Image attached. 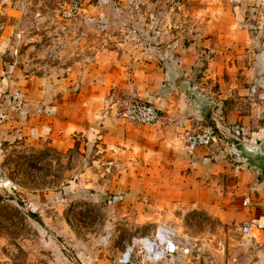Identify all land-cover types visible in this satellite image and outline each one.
<instances>
[{"label":"rangeland","instance_id":"374dc122","mask_svg":"<svg viewBox=\"0 0 264 264\" xmlns=\"http://www.w3.org/2000/svg\"><path fill=\"white\" fill-rule=\"evenodd\" d=\"M179 2L189 5L187 0H106L104 4L98 0H0V58L11 83L7 92L16 88L28 98L51 83L59 98L71 103L73 117L95 127L86 136L76 133L70 143L59 144L31 139V132L16 134L11 123L7 131L21 137L0 139V264H116V257L134 236L151 234L159 226L169 228L180 245L190 248L191 260L183 264H264V237L241 232L248 205L237 171L244 162L230 156L225 140L215 149L200 147L191 155L185 147V132L216 122L210 104L213 98L219 99L212 94L219 87L218 77L204 80L208 90L202 91L201 98L210 102L204 113L196 107L195 93L187 89L176 95L200 115L191 130L180 127V116L174 118L179 114L176 108L167 114L158 109L159 101L113 84L117 80L112 83L113 77L126 83L132 80L129 63L134 52L121 50L122 55L115 56L116 39L123 35L132 42L156 38L151 46L160 47L176 35L174 29L163 36L160 28L147 32L129 26L136 19L134 14L157 22L165 6L172 5L170 18L180 19ZM236 6L232 0V14L219 16L228 25L222 30L264 23V10L242 16ZM115 7L121 8L117 14L112 11ZM105 20L111 22L107 28ZM247 28L246 56L235 55L228 61L247 70L241 76L246 88L256 72L263 71L264 78V31L259 34ZM84 65L87 70H81ZM12 66L15 73L8 77ZM125 98L152 103L159 111V123L139 125L117 117ZM177 100L171 99L174 104ZM104 120L122 126L113 137L105 135V142L96 130ZM93 134L97 137L92 138ZM242 140L237 136L236 143L249 144ZM224 149L226 155L217 158ZM139 261L135 257L134 264Z\"/></svg>","mask_w":264,"mask_h":264},{"label":"crops","instance_id":"0c3cea01","mask_svg":"<svg viewBox=\"0 0 264 264\" xmlns=\"http://www.w3.org/2000/svg\"><path fill=\"white\" fill-rule=\"evenodd\" d=\"M104 1L106 0H98V4ZM187 1L189 5L184 2L180 4L179 2L178 14L181 17L180 19L170 18L173 12L172 5L163 7L164 9L161 12L162 19L157 22L150 19H140L134 14L136 19H130L133 21L129 23V26L132 25V27L150 31L151 29L153 31V28H160L161 35L165 32L170 33L171 29H174L173 31H175L176 35L174 39L164 40V44L160 47L151 46L156 38L141 39L143 42L139 40L132 42L130 38V42L129 39L127 40V36L123 35V39L121 36L116 39L117 44L113 52L115 56H121V50L124 54L126 52L131 54L132 50L134 52L131 54L133 60L129 63L131 70L129 71L128 69L132 74V80L126 83V79L113 77L112 83L117 80L119 82L115 81L113 84L117 86L123 85L130 90L132 89L136 95L142 94L141 96H145L149 101H159V103L157 102L158 109L166 111L167 114H169L170 110L176 108L179 114L174 116V118L178 119L180 116V119H178L180 127L191 130L193 128L192 123L196 122L200 115L190 111L189 102L176 95L178 93L184 94L188 89L196 95L202 96V91L204 89L208 90L204 80L206 81L207 77L216 76L218 77L219 87L212 94H218L219 99L213 98L211 100L212 103L210 105L213 104L215 108L211 116L226 126L229 138H224L222 133H220L222 140L227 141L228 150L231 143L237 142V136L242 137V141L249 143L248 145H254L264 137V97L262 95L264 91L256 86V82L263 78L261 77L263 71L256 72L253 80L248 79L251 84L246 88L243 86L245 81L244 78L241 79V76H244L247 70L239 69L233 62L229 63L228 61L235 55L236 58L246 56L243 54L246 52L244 49L247 47V43H244L245 39L243 37L248 33L247 26L254 28L255 33L258 32L260 34V31H264V23L255 22L251 24L247 23V21V24L239 26L236 24V31H224L222 28L228 25H224L219 16H221V13L225 17L232 14V0ZM236 2L238 3L236 8L242 16H245L247 12L252 15L255 11L264 10V0H236ZM112 11L117 14L121 11V8L115 7ZM184 15L192 17V19L187 20L183 18ZM228 20L229 23H232V18H228ZM159 21L160 23L157 25ZM107 22L106 28L109 23L111 24V22ZM118 23L126 27V23ZM230 26L233 27V24H230ZM160 37L162 38V36ZM238 43L240 47H237ZM147 44H150V47ZM229 45L231 50L227 52L226 48ZM99 51L95 52L96 59ZM85 53L87 54V52ZM85 53V59H88ZM216 53L219 54L218 57ZM205 58H208L207 66V63L204 62ZM87 68L88 66L84 65L81 70H87ZM110 68L112 69L113 67ZM15 69V66L7 69L8 73L10 71L8 77L14 75ZM128 71H125L127 75L129 74ZM4 72L3 62L0 58V116L2 117L0 120V135L2 137L0 139H4V136L8 137V135H10L9 137L15 136L13 131H7L11 123H13L14 133L17 131L16 134L25 133L27 135L31 132L33 136L31 139L40 140L43 138L51 140L53 143L58 141L59 144L70 143L73 141L72 135L76 133L86 136L89 129L94 127L84 118L73 117L71 103L59 98L60 93L51 83H45L41 87L43 90L39 91L38 95H29L28 93V98L25 93L20 91L23 95L22 107L19 111L13 110L11 93L17 89L12 88L7 92V86L11 83L4 76ZM224 76H227L228 80H222ZM144 86L146 88L151 87V89H145ZM139 88H143L142 91ZM171 99H178L176 101L177 104H174L175 101H171ZM180 100L181 102H179ZM215 101L217 102L215 103ZM61 104H64V106ZM190 106L193 108L191 103ZM223 106L225 112L220 110ZM184 110L188 111L187 115L183 113ZM14 117L15 119L12 120ZM103 122L101 121L102 124L98 123L96 125V130L103 141L105 135L113 137L119 131L118 128H122L118 122H116L118 124L105 122V120ZM109 124L114 127L110 128ZM17 137H21V135H17L14 138ZM91 137L96 138L97 135L93 134ZM226 152L224 149V153ZM199 157V155L196 156V158ZM240 164L238 165L239 171H237L240 178L238 183L245 197L244 200H249L247 204L248 211L244 214L245 221L243 222L250 223L249 234H261L264 237V181L257 180L258 171L251 169L248 165H245L247 168L240 169L244 163Z\"/></svg>","mask_w":264,"mask_h":264},{"label":"built area","instance_id":"2783aa9c","mask_svg":"<svg viewBox=\"0 0 264 264\" xmlns=\"http://www.w3.org/2000/svg\"><path fill=\"white\" fill-rule=\"evenodd\" d=\"M256 86L264 91V78L259 79ZM22 98L23 95L19 90L11 93L13 110L21 109ZM116 115L139 125H156L160 121L159 111L154 105L131 98H125L119 104ZM220 141H222L220 134L211 126H200L184 134L185 147L190 155L200 147L215 149L219 147ZM234 143H231L230 148ZM248 203L249 200L245 199L244 204ZM249 230L250 223L243 222L241 232L248 235ZM189 253L190 248L187 245H180L169 228L159 226L151 234L134 236L131 244L119 253L115 262L116 264H134L135 257L139 256V264H183L185 259H188V263L190 262Z\"/></svg>","mask_w":264,"mask_h":264},{"label":"water","instance_id":"95a60500","mask_svg":"<svg viewBox=\"0 0 264 264\" xmlns=\"http://www.w3.org/2000/svg\"><path fill=\"white\" fill-rule=\"evenodd\" d=\"M196 107L200 113H204L210 104L209 100L196 95ZM230 156L237 161L244 162L259 172L258 181H264V137L254 145L237 144L232 145L229 150Z\"/></svg>","mask_w":264,"mask_h":264},{"label":"trees","instance_id":"16d2710c","mask_svg":"<svg viewBox=\"0 0 264 264\" xmlns=\"http://www.w3.org/2000/svg\"><path fill=\"white\" fill-rule=\"evenodd\" d=\"M1 119H2V117L0 116V120ZM211 124H212L211 126H213L215 131H217L219 134L222 133L224 138H229L228 133H227V129L225 127H223V125H221V123L218 120H216V122L212 121ZM257 143H258V141H257ZM225 155H226V153L221 152V153H218L216 156H217V158H220V157H224ZM212 158H214V157H212Z\"/></svg>","mask_w":264,"mask_h":264}]
</instances>
